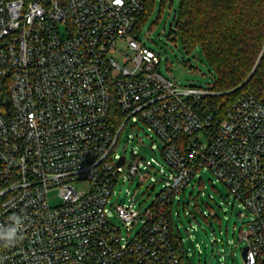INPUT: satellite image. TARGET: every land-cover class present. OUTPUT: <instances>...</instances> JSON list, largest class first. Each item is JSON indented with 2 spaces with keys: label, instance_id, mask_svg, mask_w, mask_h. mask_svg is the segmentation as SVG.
Wrapping results in <instances>:
<instances>
[{
  "label": "built area",
  "instance_id": "2783aa9c",
  "mask_svg": "<svg viewBox=\"0 0 264 264\" xmlns=\"http://www.w3.org/2000/svg\"><path fill=\"white\" fill-rule=\"evenodd\" d=\"M146 3L0 0V264H187L167 210L202 168L250 216L239 234L245 264H264V104L241 94L225 117L203 111L211 84L164 76L139 40ZM138 122L163 142L170 172L143 211L111 201L125 170L147 177L154 167H141L136 149L129 163L117 154ZM115 217L127 233L140 227L123 235Z\"/></svg>",
  "mask_w": 264,
  "mask_h": 264
},
{
  "label": "rangeland",
  "instance_id": "374dc122",
  "mask_svg": "<svg viewBox=\"0 0 264 264\" xmlns=\"http://www.w3.org/2000/svg\"><path fill=\"white\" fill-rule=\"evenodd\" d=\"M178 10L179 0H154L137 35L160 57L159 66L164 76L183 86L208 87L214 82L216 72L207 63L200 48L190 53L184 49L177 29ZM61 31L63 36L67 34L64 26ZM122 47L126 48L124 43ZM138 125L139 129L130 130L131 137L135 136L130 142L125 141L129 129L125 132L117 154L125 155L129 163L132 160L131 150L136 149L143 157L139 162L141 167L152 158L155 159L154 167L149 169L147 177H144L143 171L130 176L125 170L111 201L127 203L134 199L136 207L143 211L161 192L170 172L160 154L159 148L163 142L142 122H138ZM151 145L154 146L153 151ZM76 187L88 190L89 184L79 182ZM178 197L179 200L175 199L172 206V219L174 231H180L182 245L187 252V264H245L241 254L245 241H239V234L250 216L240 218L242 206L230 196L227 186L211 170L202 168ZM49 198L53 205L60 202L57 190L51 191ZM114 220L121 227L123 235L133 236L140 227L135 225L127 233L123 223L116 217Z\"/></svg>",
  "mask_w": 264,
  "mask_h": 264
},
{
  "label": "trees",
  "instance_id": "16d2710c",
  "mask_svg": "<svg viewBox=\"0 0 264 264\" xmlns=\"http://www.w3.org/2000/svg\"><path fill=\"white\" fill-rule=\"evenodd\" d=\"M153 3L147 0L136 32ZM177 29L184 49L190 53L200 48L216 72L210 86L214 93L198 104L203 111L225 117L241 94L253 95L264 104V0H179ZM111 115L117 120L122 117L116 107ZM167 213L178 247L182 237L179 229L174 231L171 206ZM261 219L264 236V213Z\"/></svg>",
  "mask_w": 264,
  "mask_h": 264
},
{
  "label": "water",
  "instance_id": "95a60500",
  "mask_svg": "<svg viewBox=\"0 0 264 264\" xmlns=\"http://www.w3.org/2000/svg\"><path fill=\"white\" fill-rule=\"evenodd\" d=\"M124 159H125V157H122L119 160L118 165H121L124 162ZM246 250H247V246H244L242 251H241V254H242L243 258H245Z\"/></svg>",
  "mask_w": 264,
  "mask_h": 264
}]
</instances>
